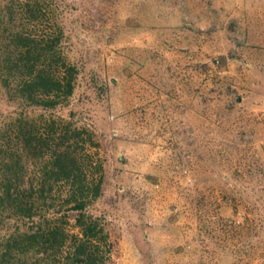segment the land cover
<instances>
[{
    "label": "rangeland",
    "instance_id": "obj_1",
    "mask_svg": "<svg viewBox=\"0 0 264 264\" xmlns=\"http://www.w3.org/2000/svg\"><path fill=\"white\" fill-rule=\"evenodd\" d=\"M46 1L72 96L0 88V128L28 112L94 133L106 264H264V0Z\"/></svg>",
    "mask_w": 264,
    "mask_h": 264
},
{
    "label": "trees",
    "instance_id": "obj_2",
    "mask_svg": "<svg viewBox=\"0 0 264 264\" xmlns=\"http://www.w3.org/2000/svg\"><path fill=\"white\" fill-rule=\"evenodd\" d=\"M49 10L46 0L0 3V88L9 100L43 110L70 99L77 74ZM53 23L54 31H41ZM7 120L0 128V264H106L108 234L87 212L103 182L102 162L89 152L98 145L94 133L51 115ZM69 212L77 214L76 233L66 229ZM11 221L19 225L10 229Z\"/></svg>",
    "mask_w": 264,
    "mask_h": 264
}]
</instances>
